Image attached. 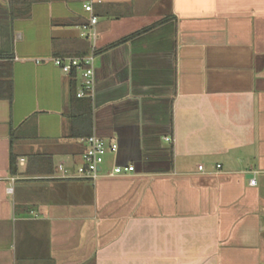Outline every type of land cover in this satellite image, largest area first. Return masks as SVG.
<instances>
[{"label":"crops","instance_id":"0c3cea01","mask_svg":"<svg viewBox=\"0 0 264 264\" xmlns=\"http://www.w3.org/2000/svg\"><path fill=\"white\" fill-rule=\"evenodd\" d=\"M98 1L94 40L82 0H0V264H264V0ZM93 51L96 181L53 62Z\"/></svg>","mask_w":264,"mask_h":264},{"label":"built area","instance_id":"2783aa9c","mask_svg":"<svg viewBox=\"0 0 264 264\" xmlns=\"http://www.w3.org/2000/svg\"><path fill=\"white\" fill-rule=\"evenodd\" d=\"M84 10L91 15L89 24L82 26V36L87 39H96L97 33L95 25L98 18L94 15V0H82ZM101 2L100 0L98 1ZM95 51L84 56L75 57H55L54 64L61 70V72L68 77H77L80 79V89L77 92L78 98H93L96 73H95ZM84 141L87 148L82 155L83 164L78 167L77 176L81 179L96 181L101 177L102 165L108 152H116L118 145L116 143L107 144L103 139L91 135L86 137ZM61 170L62 166L59 167ZM202 170V166L199 167ZM133 166H115L110 176L121 174L124 172H133ZM250 184L255 185L256 180L251 179Z\"/></svg>","mask_w":264,"mask_h":264},{"label":"trees","instance_id":"16d2710c","mask_svg":"<svg viewBox=\"0 0 264 264\" xmlns=\"http://www.w3.org/2000/svg\"><path fill=\"white\" fill-rule=\"evenodd\" d=\"M39 0H10L11 8H13L14 12V6L16 4H22L24 3H32ZM97 52V51H96ZM70 105L73 107V113L71 116V127L70 132L72 136H77L78 134L87 137L90 136L88 130L90 128L91 124V101L88 98H78L77 97V77H70ZM9 94L7 95L8 100H11L13 98V80L11 79L9 82ZM80 129L83 131L80 133Z\"/></svg>","mask_w":264,"mask_h":264}]
</instances>
